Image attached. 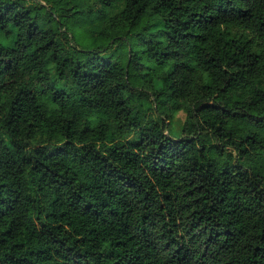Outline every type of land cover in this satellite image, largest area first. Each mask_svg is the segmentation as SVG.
Here are the masks:
<instances>
[{"label":"clouds","instance_id":"clouds-1","mask_svg":"<svg viewBox=\"0 0 264 264\" xmlns=\"http://www.w3.org/2000/svg\"><path fill=\"white\" fill-rule=\"evenodd\" d=\"M0 264H264V0H0Z\"/></svg>","mask_w":264,"mask_h":264}]
</instances>
